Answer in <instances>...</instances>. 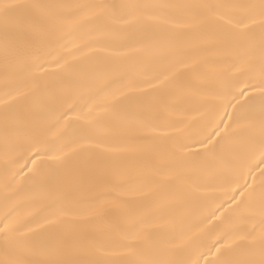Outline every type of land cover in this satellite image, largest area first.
<instances>
[{
	"label": "snow or ice",
	"instance_id": "obj_1",
	"mask_svg": "<svg viewBox=\"0 0 264 264\" xmlns=\"http://www.w3.org/2000/svg\"><path fill=\"white\" fill-rule=\"evenodd\" d=\"M0 264H264V0H0Z\"/></svg>",
	"mask_w": 264,
	"mask_h": 264
}]
</instances>
